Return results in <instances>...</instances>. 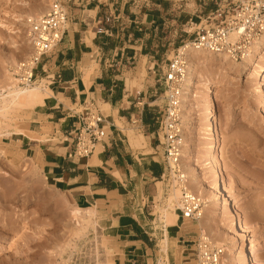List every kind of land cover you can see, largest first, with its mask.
Listing matches in <instances>:
<instances>
[{"label": "rangeland", "instance_id": "rangeland-1", "mask_svg": "<svg viewBox=\"0 0 264 264\" xmlns=\"http://www.w3.org/2000/svg\"><path fill=\"white\" fill-rule=\"evenodd\" d=\"M166 2L173 10L161 26L156 44L159 50L169 51L163 58L159 57V65L155 64L156 80L162 77L163 68L173 58L175 49L188 38L183 31L188 20L202 9L199 0ZM48 5L49 0H0V76L5 68L13 72V67L31 54L28 20L45 14ZM148 63L144 58L145 66L134 75L139 88L149 78ZM213 68V71L220 72L217 65L214 64ZM203 73L204 77H195L192 86L196 89L183 105L186 146L183 147L182 165L189 187L207 200L208 211L196 219H185L178 203L169 205L168 198L176 182L168 170L165 177L160 178L163 183L157 184L158 192L161 187L162 194L155 199L151 210L176 213L177 219L175 217L176 220L168 222L167 227L179 226L193 239L201 234L208 236L224 248L222 262L235 264L241 258L238 248L241 236L224 202L218 198L215 183L216 178L221 177L233 195L240 198L238 209L254 241L253 256L264 261V92L258 91V76L248 79L246 75L225 76L223 73L224 76L218 78L211 76L207 70ZM204 79H209L216 99V114L212 117L221 134L217 145L214 139L209 140L206 131L210 112L204 101L206 88L200 91V83ZM221 80L226 81V85H221ZM43 83L44 80L37 81L42 87ZM156 86L160 98L158 103L164 105V90L159 89L162 83L158 81ZM100 107L105 112V108ZM16 111L7 121L8 125H0V132L25 129L30 125L33 119L30 111ZM39 125L32 123L28 134L33 137L34 132H39ZM132 131L143 135L136 128L132 127ZM11 135L0 137V264H106L108 259L114 262L119 247L116 240L108 236L103 216L98 217V224L95 225L84 216L81 227L76 228V220L71 214L76 204L71 196L57 190L47 179L36 152H23L19 146L7 144ZM136 143L139 145V141L136 140ZM158 152L163 167H166L163 146ZM212 154L219 157L222 169L213 166ZM178 200L181 202V193ZM170 240L168 252H165L161 236L157 257L150 264H196L193 241L186 242V258L183 259L182 249L176 248L172 245V238Z\"/></svg>", "mask_w": 264, "mask_h": 264}, {"label": "crops", "instance_id": "crops-1", "mask_svg": "<svg viewBox=\"0 0 264 264\" xmlns=\"http://www.w3.org/2000/svg\"><path fill=\"white\" fill-rule=\"evenodd\" d=\"M166 1L65 0L64 39L43 57L36 73V80H44V91L51 94L44 92L25 128L30 131L37 122L39 132L8 138V145L36 152L47 179L77 206L97 208L108 236L119 247L112 264H150L162 236L158 210L151 209L159 198L157 184L168 170L158 152L163 105L158 103L156 83L162 77L156 80L154 70L159 57L169 51L156 44L173 10ZM199 1L200 13L212 6H205L208 0ZM144 58L149 78L139 88L134 75L145 66ZM159 89L163 91V85ZM89 104L105 108L107 136L89 157L70 158L77 114ZM132 127L143 132L135 134L136 146L128 134ZM169 233L168 244L172 238L185 259L186 242L197 238L175 225L168 227Z\"/></svg>", "mask_w": 264, "mask_h": 264}, {"label": "built area", "instance_id": "built-area-1", "mask_svg": "<svg viewBox=\"0 0 264 264\" xmlns=\"http://www.w3.org/2000/svg\"><path fill=\"white\" fill-rule=\"evenodd\" d=\"M211 7L192 16L183 30L188 38L175 49L174 56L163 68L161 78L165 101L158 119L167 169L181 191L180 211L185 219L200 217L204 201L191 190L182 165L185 126L183 123L184 85L189 72L187 49L224 54L242 61L253 53L255 43L264 35V0H208ZM32 52L13 67L24 86L37 79L38 65L64 39L68 11L64 0H49L48 9L39 18L28 20ZM74 148L70 158H87L107 136V118L96 106L89 104L77 114ZM1 158V156H0ZM196 264H222L224 248L201 234L194 242Z\"/></svg>", "mask_w": 264, "mask_h": 264}, {"label": "bare ground", "instance_id": "bare-ground-1", "mask_svg": "<svg viewBox=\"0 0 264 264\" xmlns=\"http://www.w3.org/2000/svg\"><path fill=\"white\" fill-rule=\"evenodd\" d=\"M186 54L189 59V72H188L186 82L184 85L183 105H184L185 100L189 98L190 93L196 89L192 86V84L195 81L194 80L195 77L196 76L204 77L203 72H205V70H207L211 76L218 77V78L220 77V75H223V73L225 74V76H230L232 74H235L236 76L246 75L248 79H252L253 77L258 76V79H259L258 84H260V90H258L259 89L258 87H257L258 89L257 88L256 89L258 91L264 92V35L262 36L261 39H259L255 43L252 55L242 61L232 60L227 55H224V54L216 55L211 52L194 50V49H187ZM13 62L14 61H11V63ZM214 64L217 65L218 68H220V72L213 71ZM218 64L220 65V67ZM225 82H222L221 80V83L220 82L219 83L224 86L226 85ZM20 84H21L20 80L18 77L15 76L14 72H11L10 69L7 70L6 68L3 70V73L0 76V125L4 123L8 125L7 121L11 119L13 112L16 111L17 109H20V110L22 109V110L31 112L34 109V107L41 100H43L45 96L44 92L46 91H44V87L37 84V80L35 81L33 85L21 87ZM200 84L202 85V88L200 87L201 92L203 91V89L206 88V93H205L206 96H204V101L206 102L209 112H210V116H208L209 124L206 126L207 135H208L209 140L214 139L215 143L213 141L212 142L215 145H217L216 141L218 140L220 143L221 134H220L219 128L215 127L214 122H213V117H212L213 115L216 114V109H217L216 99H215V96L212 90V86H210L209 79L208 80L204 79V81ZM47 92H50V90L47 89ZM199 96L201 98L203 97L202 95H199ZM183 116L185 118L184 113H183ZM4 128H7V127H4ZM10 134H21L22 135V134H28V132L23 128H18L14 130L8 129L6 131L0 132V137L7 136ZM128 134L132 142L131 144L136 146L137 143L135 140V133L131 130L129 131ZM184 145L186 146L185 143ZM214 150H215V147H214ZM211 160H212L214 167L218 169H222L221 162L218 156H215V154H212ZM194 181H196V179ZM162 183L163 181L160 180L158 184H162ZM215 187H216L219 200L224 202V207L230 219L232 220V222L237 226L238 234L241 236L238 239V248H239V253H240L241 258L239 257L240 260L237 259L235 264H264L263 260L255 258L253 256L252 247L254 246L253 244L254 241L252 240L250 229L243 223L242 217L238 209L240 198L238 199L233 195V193L229 190V188L224 185L221 177H218V179L216 178ZM180 193L181 192H180L179 187L177 188L175 186L172 193L170 194L168 198V202L170 206H172L175 203H178L179 208L181 207V202H179L178 200L180 197ZM161 194H162V188L160 187L159 195ZM204 200L205 202L201 210L200 216H202L204 212L206 213V211H208L206 210V208H208L209 205L207 204V200L205 198ZM73 207L74 208L71 210V214L73 216L72 218L76 220L75 222L76 224H74L76 228L79 226L81 227L82 225L81 219L84 216L88 218L89 222L91 223L93 222L94 225L98 224L97 219L100 216V214L96 207L81 208L77 205ZM158 213H159V216H158L159 224L163 230L162 231V247L165 252H168L169 237H168V227L167 226L169 225L168 222H172L173 220L177 219L176 217L177 215H175L176 213L169 214L163 210H160ZM97 249H99L98 246H97ZM159 259H161V257ZM105 263L112 264V261L108 259L107 262ZM222 264H226V263L222 262Z\"/></svg>", "mask_w": 264, "mask_h": 264}]
</instances>
